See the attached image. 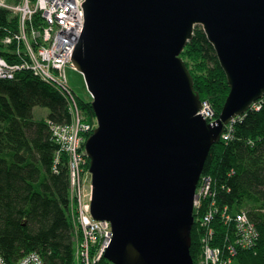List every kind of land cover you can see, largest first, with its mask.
<instances>
[{"label":"water","instance_id":"95a60500","mask_svg":"<svg viewBox=\"0 0 264 264\" xmlns=\"http://www.w3.org/2000/svg\"><path fill=\"white\" fill-rule=\"evenodd\" d=\"M72 65L92 96L90 214L111 264H194L197 187L227 126L264 98V0H86ZM202 27L230 94L208 123L181 55Z\"/></svg>","mask_w":264,"mask_h":264},{"label":"trees","instance_id":"16d2710c","mask_svg":"<svg viewBox=\"0 0 264 264\" xmlns=\"http://www.w3.org/2000/svg\"><path fill=\"white\" fill-rule=\"evenodd\" d=\"M7 2L16 6L22 0ZM33 23L37 28L44 25L37 20ZM19 28V18L0 9V57L16 66L28 61L18 54ZM9 37L13 42L5 44ZM193 38L181 57L193 75L201 101L209 102L219 118L231 91L228 80L202 27H197ZM71 90L85 122L97 129L91 102L81 100ZM70 101L31 69L21 70L13 78H0V264H22L31 255L44 264L84 261L78 246L81 248L85 240L77 246L72 156L56 140L53 130L55 125L75 121ZM42 107L48 109V115L36 119L34 109ZM224 134L230 138H221L205 165L203 176L212 179V190L205 204L195 210L190 252L198 264L208 237L211 247L228 264H264V98L227 126ZM85 161V165L81 163L83 172L90 168L89 158ZM90 182L91 175L87 178ZM240 215L248 219L252 234L249 246L239 248L233 256L228 251L237 245L234 234L238 225H243L237 220ZM210 216L213 230L206 235L201 225ZM91 247L89 258L99 250L98 245ZM102 261L111 264L105 257Z\"/></svg>","mask_w":264,"mask_h":264},{"label":"built area","instance_id":"2783aa9c","mask_svg":"<svg viewBox=\"0 0 264 264\" xmlns=\"http://www.w3.org/2000/svg\"><path fill=\"white\" fill-rule=\"evenodd\" d=\"M86 0H22L19 5H11L7 0H0V9H7L14 13L15 16L20 15V33L16 38L18 54L25 56L28 61L23 64L11 65L3 57H0V78L9 79L13 78L17 72L21 70H33L35 75L42 77L50 85L57 87L64 92L70 98V106L72 108V114H74L75 121L71 125H55L53 130L56 135V140L61 143L63 148L70 152L71 159V173H72V192L73 205L78 206V211L75 213L76 225L79 226L76 232L77 246L80 243L81 236L83 235L85 242L79 250L82 251L84 261L82 264H98L103 259L104 254L108 246L113 239L112 225L107 221H96L90 214V199L86 204L85 194L81 192V178L84 173L81 170L82 165L86 164L85 159L86 151L80 155L81 147L86 141L83 139V135L95 130L86 119L82 116L76 107V100L72 96L71 87L68 84L66 71L68 68H73L72 57L73 51L76 46L77 38L81 35V31L85 24L83 2ZM39 19V20H38ZM30 20L31 28L28 32H22L21 22H28ZM34 20L42 21L43 26L37 28L33 23ZM79 24V25H78ZM13 39L7 38L4 43H12ZM204 116V119L209 122L213 121V109L209 102L203 103V108L200 112ZM93 133V132H92ZM225 140L230 138V135L224 134L222 136ZM90 174V173H89ZM89 175H86L88 178ZM78 177V178H77ZM80 185H79V184ZM91 185V184H90ZM81 186V187H80ZM78 187V188H77ZM212 179L209 176H201V180L197 187V201L195 210L202 206L201 200L206 199L211 195ZM202 188V189H201ZM210 189V193H209ZM91 193V192H90ZM89 196V194H86ZM85 210V211H83ZM88 212V214H86ZM75 219V217H74ZM212 217L209 219L204 218L201 225L206 229V235L208 231L212 233L213 230L210 227ZM239 223L238 231H236L235 239L237 241L236 247L229 249V253L233 256L238 254V249L247 247L248 242L251 239V230H249V221L245 215L237 217ZM240 227V228H239ZM211 229V230H210ZM205 235V236H206ZM79 237V238H78ZM206 248L204 250L201 261L198 264H228L224 260V256L211 247L209 238L204 240ZM92 245H98V253H95L92 258H89ZM76 246V247H77ZM22 264H44L42 260L35 256H29L23 260Z\"/></svg>","mask_w":264,"mask_h":264},{"label":"rangeland","instance_id":"374dc122","mask_svg":"<svg viewBox=\"0 0 264 264\" xmlns=\"http://www.w3.org/2000/svg\"><path fill=\"white\" fill-rule=\"evenodd\" d=\"M1 9H3V8H1ZM16 17H18L19 18V20L21 19L20 17V15H17ZM30 20H28V22H29ZM26 23V22H21V28H22V32H28V30L31 28V26H30V23ZM32 22V21H31ZM66 76H67V81H68V84H69V86L74 90V92H75V94H76V96L78 97V98H80L81 100H83V101H90V102H92V96H90V94H89V91H88V89H87V86H86V84H85V80H84V77H83V75H81L77 70H75L74 68H68L67 69V71H66ZM204 103V102H203ZM258 103V102H257ZM257 103H255V104H257ZM76 107L78 108V110H79V112L81 113L82 111H81V109L78 107V105H77V102H76ZM212 107V106H211ZM35 111H34V116H35V118L36 119H43V118H46L47 117V115H48V109H45V108H35L34 109ZM86 119V118H85ZM217 120V118L215 117V119H213V121H211V120H209V122H215ZM92 134V133H91ZM85 135L86 134H84L83 135V139H84V137H85ZM86 142H87V140H86V138L84 139ZM81 152H82V150H81ZM89 169V168H88ZM88 173V170L84 173V175H83V177L81 178V183H82V187H81V192H82V190L83 191H85L86 192V194L88 193L89 194V196H87L86 194H85V196H86V198H85V201H86V204L89 202V199H91V183H87V178H86V175H88L87 174ZM204 175V174H203ZM89 176H90V174H89ZM208 176V175H207ZM206 175H205V177H207ZM78 178V177H77ZM79 184V183H78ZM80 185V184H79ZM78 188V187H77ZM202 189V188H201ZM83 193V192H82ZM209 193H210V189H209ZM201 202H202V205L203 204H205V201L202 199L201 200ZM83 211H85V210H83ZM89 212H90V210H89ZM86 214H88V212H86ZM77 226V225H76ZM79 238V237H78ZM79 239H84V237H83V235L81 236V238H79ZM92 248V247H91ZM103 260V259H102ZM101 260V261H102ZM101 261H100V263H101ZM99 264V263H98ZM101 264H104V262L102 261V263Z\"/></svg>","mask_w":264,"mask_h":264},{"label":"bare ground","instance_id":"6f19581e","mask_svg":"<svg viewBox=\"0 0 264 264\" xmlns=\"http://www.w3.org/2000/svg\"><path fill=\"white\" fill-rule=\"evenodd\" d=\"M79 25V24H78ZM214 118L216 117V113L213 112ZM95 131V130H94Z\"/></svg>","mask_w":264,"mask_h":264}]
</instances>
